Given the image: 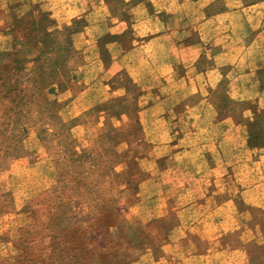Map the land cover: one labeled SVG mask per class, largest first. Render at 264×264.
I'll list each match as a JSON object with an SVG mask.
<instances>
[{
  "label": "rangeland",
  "instance_id": "rangeland-1",
  "mask_svg": "<svg viewBox=\"0 0 264 264\" xmlns=\"http://www.w3.org/2000/svg\"><path fill=\"white\" fill-rule=\"evenodd\" d=\"M261 135L264 0H0V264H264Z\"/></svg>",
  "mask_w": 264,
  "mask_h": 264
},
{
  "label": "trees",
  "instance_id": "trees-1",
  "mask_svg": "<svg viewBox=\"0 0 264 264\" xmlns=\"http://www.w3.org/2000/svg\"><path fill=\"white\" fill-rule=\"evenodd\" d=\"M38 19L36 15L32 14H25L23 16H18L14 14V26L20 27V25L23 24V30H25L24 36L27 39H32L34 47L38 49V54L33 58L39 61H42L41 59L46 56L47 54H50L51 47L48 45L49 42L54 43V47L58 48V51H64V55H59L58 61L65 62L69 56H71L73 53H75V48L72 44V35L77 33L79 30V24L82 22L81 19H76L74 22V26L71 28H67L66 31V37H65V44L63 46L59 45L57 41L53 38V33L48 30V27L50 25H54L53 21L47 17V13L40 12L38 15ZM132 14L129 13V11H124L121 14V18L123 21L128 22L129 19H131ZM128 30H125L121 33V36L126 35L128 33ZM108 39L105 41V43L111 42L115 40L116 35H106ZM17 37L13 36V49L8 54L11 56V61L15 64L19 63L21 60L18 58L20 52L22 51L21 48L24 44H19ZM108 53L106 48H103L101 54L106 57V54ZM104 57L103 60H104ZM62 59V60H61ZM31 59H28V61ZM23 63L27 61L25 57L22 58ZM57 61V63H58ZM23 67V66H22ZM263 136L264 139V135ZM264 141V140H263ZM248 252L250 255H257L264 257V244H258L256 242H249L248 243Z\"/></svg>",
  "mask_w": 264,
  "mask_h": 264
}]
</instances>
